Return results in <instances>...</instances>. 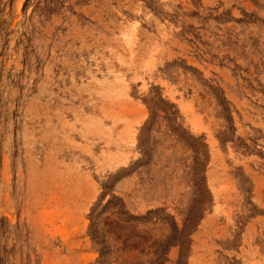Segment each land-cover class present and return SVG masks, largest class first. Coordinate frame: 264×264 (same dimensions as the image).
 Instances as JSON below:
<instances>
[{
    "label": "rangeland",
    "instance_id": "1",
    "mask_svg": "<svg viewBox=\"0 0 264 264\" xmlns=\"http://www.w3.org/2000/svg\"><path fill=\"white\" fill-rule=\"evenodd\" d=\"M0 264H264V0H0Z\"/></svg>",
    "mask_w": 264,
    "mask_h": 264
}]
</instances>
